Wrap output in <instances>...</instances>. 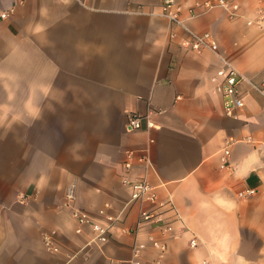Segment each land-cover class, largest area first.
Here are the masks:
<instances>
[{"label":"crops","instance_id":"crops-1","mask_svg":"<svg viewBox=\"0 0 264 264\" xmlns=\"http://www.w3.org/2000/svg\"><path fill=\"white\" fill-rule=\"evenodd\" d=\"M176 1L215 52L183 47L163 0H0V264H130L137 243L147 264H264V96L244 82L230 117L210 80L224 60L264 79V0ZM134 114L153 127L127 131ZM124 179L171 202L179 237L126 231L148 206ZM75 210L117 220L100 239Z\"/></svg>","mask_w":264,"mask_h":264},{"label":"built area","instance_id":"built-area-1","mask_svg":"<svg viewBox=\"0 0 264 264\" xmlns=\"http://www.w3.org/2000/svg\"><path fill=\"white\" fill-rule=\"evenodd\" d=\"M199 6L204 9H210L213 7L230 8L232 15L239 9V5L236 2H230L228 0H207ZM181 6L176 0H163L161 5V15L169 22L179 25L185 32L186 38L181 41V45L192 51H200L203 49L216 51L217 43L211 33H197L186 27L180 19ZM10 15L9 11H2L0 13V19H6ZM211 82L214 85V90L220 94L222 98V106L225 114L230 117H235L236 111L241 109L245 105V93L241 89L244 82H247L251 89L260 95L264 96V79L259 83L247 81L229 62L223 61L222 66L215 72L211 78ZM153 127V123L147 117L140 115H131L126 124L127 131H137L143 128ZM230 151L229 143L222 149L219 156V167L221 169H228ZM131 166L130 161L125 163V167ZM124 183L127 185L130 191V201L138 203H146L147 208L142 209L139 212L138 218L135 222L133 230H126L128 233H134L137 237L140 230L148 228L157 231L163 238H176L180 236L175 230V223L179 221V216L174 212L171 202L158 201L157 193L154 188L145 179L128 180L124 179ZM254 194L253 189L242 191L238 193L240 197H247ZM65 198L67 203H71L75 198V184H70L66 188ZM172 213L169 215L168 213ZM103 214V210L100 211ZM73 215L80 224H90L92 231L98 238H102L107 233L108 228L113 222L117 220L116 217L106 216L108 224L102 225L99 222H95L91 217L79 210H75ZM160 250V254L166 251V244L161 241L157 244ZM189 247L194 249L198 246V240L195 236L189 239ZM142 244H136L133 249L132 258L130 264H147L143 261L141 256ZM115 264V263H112ZM153 264V263H148ZM202 264H207L206 260L202 261Z\"/></svg>","mask_w":264,"mask_h":264}]
</instances>
